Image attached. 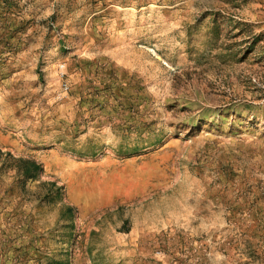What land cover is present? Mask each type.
<instances>
[{"label": "rangeland", "instance_id": "obj_1", "mask_svg": "<svg viewBox=\"0 0 264 264\" xmlns=\"http://www.w3.org/2000/svg\"><path fill=\"white\" fill-rule=\"evenodd\" d=\"M0 264H264V0H0Z\"/></svg>", "mask_w": 264, "mask_h": 264}, {"label": "trees", "instance_id": "obj_2", "mask_svg": "<svg viewBox=\"0 0 264 264\" xmlns=\"http://www.w3.org/2000/svg\"><path fill=\"white\" fill-rule=\"evenodd\" d=\"M42 166H40V169H41V171H42V168H41ZM63 188H60V190H62Z\"/></svg>", "mask_w": 264, "mask_h": 264}]
</instances>
